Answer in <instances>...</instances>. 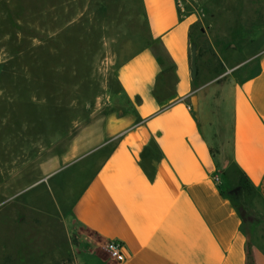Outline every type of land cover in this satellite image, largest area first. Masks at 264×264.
<instances>
[{"label": "crops", "instance_id": "obj_1", "mask_svg": "<svg viewBox=\"0 0 264 264\" xmlns=\"http://www.w3.org/2000/svg\"><path fill=\"white\" fill-rule=\"evenodd\" d=\"M112 1L90 0L101 7ZM140 3L153 44L171 62L165 69L154 47L123 62L117 79L124 110L87 126L69 154L46 167L48 179L27 191L76 167L93 171L64 211L105 246L124 244L122 264H247L248 245L255 264H264V50L257 71L236 86L230 118L208 137L199 101L208 84L196 89L191 77L195 20L182 15L178 0ZM228 156L236 168L230 174ZM64 179L54 184L58 192ZM21 203L66 223L61 207L54 216L32 201ZM65 257L49 252L32 264ZM7 260L2 253L0 264Z\"/></svg>", "mask_w": 264, "mask_h": 264}, {"label": "rangeland", "instance_id": "obj_2", "mask_svg": "<svg viewBox=\"0 0 264 264\" xmlns=\"http://www.w3.org/2000/svg\"><path fill=\"white\" fill-rule=\"evenodd\" d=\"M178 2L182 15L195 20L199 71L194 82L196 89L208 84L199 101L209 137L230 115L236 86L258 69L264 3ZM153 43L140 0H124V5L114 0L103 7L90 0H0V255L8 264H32L56 251L66 253L59 264L115 263L105 244L70 223L64 211L93 171L76 167L27 189L48 179L46 167L65 158L87 126L124 110L118 70ZM207 124L215 132L210 134ZM227 160L230 174L236 168L230 156ZM62 179L65 186L58 192L54 184ZM20 200L54 216L61 215V207L66 223ZM240 209L246 221L252 220L250 209Z\"/></svg>", "mask_w": 264, "mask_h": 264}, {"label": "built area", "instance_id": "obj_3", "mask_svg": "<svg viewBox=\"0 0 264 264\" xmlns=\"http://www.w3.org/2000/svg\"><path fill=\"white\" fill-rule=\"evenodd\" d=\"M215 182L220 184L221 178L220 176L215 177ZM106 251L109 256L118 264H122L126 261V254L124 251V244L120 242H109L105 246Z\"/></svg>", "mask_w": 264, "mask_h": 264}, {"label": "trees", "instance_id": "obj_4", "mask_svg": "<svg viewBox=\"0 0 264 264\" xmlns=\"http://www.w3.org/2000/svg\"><path fill=\"white\" fill-rule=\"evenodd\" d=\"M192 43L194 44V41L192 39ZM150 47H154L156 49V53L158 55V59L160 61V63L165 67L166 69V66L171 62L170 61V58L168 57L166 51L164 50V48H162L161 45H155V44H152ZM19 124V123H18ZM242 183H246V181H242ZM241 213L244 217V213L243 211L241 210ZM251 246L248 245V261H247V264H255V261H254V258L252 257V252H251Z\"/></svg>", "mask_w": 264, "mask_h": 264}, {"label": "water", "instance_id": "obj_5", "mask_svg": "<svg viewBox=\"0 0 264 264\" xmlns=\"http://www.w3.org/2000/svg\"><path fill=\"white\" fill-rule=\"evenodd\" d=\"M198 46H191V77L195 81L198 78Z\"/></svg>", "mask_w": 264, "mask_h": 264}]
</instances>
